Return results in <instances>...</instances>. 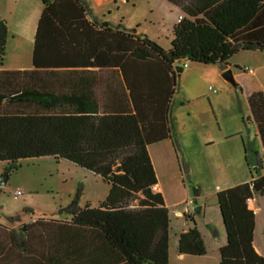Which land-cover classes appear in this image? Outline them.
<instances>
[{
    "label": "trees",
    "instance_id": "trees-1",
    "mask_svg": "<svg viewBox=\"0 0 264 264\" xmlns=\"http://www.w3.org/2000/svg\"><path fill=\"white\" fill-rule=\"evenodd\" d=\"M166 1L183 12L168 50L136 30L101 22L87 0H41L33 69L0 70V163L11 174L23 160H67L100 176L110 192L97 207L73 202L60 210L69 220L8 218L22 224L18 231L0 224V264H169V209L153 190L157 176L148 147L171 139L189 176L169 119L176 67L219 64L225 70L241 51L264 52V0ZM7 40L8 25L0 19V68ZM91 69L119 71L133 109L99 112L89 86L96 82L75 81ZM248 105L264 148L263 93H252ZM241 113L247 128L251 119ZM257 166L264 172V151ZM256 196L264 197V175L217 193L227 238L220 264H264L254 246L256 214L248 206ZM184 217L194 226L180 234L179 255L205 256L195 220Z\"/></svg>",
    "mask_w": 264,
    "mask_h": 264
},
{
    "label": "rangeland",
    "instance_id": "rangeland-1",
    "mask_svg": "<svg viewBox=\"0 0 264 264\" xmlns=\"http://www.w3.org/2000/svg\"><path fill=\"white\" fill-rule=\"evenodd\" d=\"M127 1L119 0L113 5L114 10L119 7L118 12L109 14L108 8L113 0H101V8L109 6L104 16H108L114 24L121 21L128 28L132 27L130 30L159 40L165 47L170 46L173 41L170 26L174 18L171 11H180L165 0ZM16 23L17 31L8 35L6 63L15 57L30 61L27 35L20 34L18 30L20 17L16 18ZM14 35L16 40L12 41ZM239 55L232 59L247 57V54ZM189 65L186 74L178 78V90L169 113L173 138L177 139L184 161L189 166V176L184 175L178 165L172 141L150 148L158 181H162L167 190L164 198L171 221L169 264H219L216 250L220 241L214 233L220 231L223 246L226 233L216 191L243 180L251 181L262 174L257 166L258 156L263 153L257 129L253 124L245 128L241 120V112L250 116L245 88L248 91L251 89L249 81L252 74H248L241 85L237 83L241 91L217 76L219 66L197 69L195 67L198 66ZM232 134L238 135L233 137ZM227 136L232 138L227 139ZM242 137L246 143L245 149ZM237 147L241 149L239 152ZM6 166V163H0V177L6 171ZM196 189H199V196H196ZM17 191H22V195L17 196ZM109 192L110 186L100 176L67 160L58 161L50 157L23 160L18 170L9 174L7 184L0 185V223L17 216L29 219L32 215L36 218L49 216L61 221L69 220L71 214L61 213L60 210L68 208L73 202L81 209L88 205L97 207L105 202ZM190 201L193 204L187 215L195 220L208 253L204 257L185 256L184 261H179L178 244L182 225L187 222L191 228L194 226L184 217ZM203 204L206 206L205 217L194 212L195 207ZM262 206L256 244L264 254V202ZM180 211L182 214L177 217Z\"/></svg>",
    "mask_w": 264,
    "mask_h": 264
},
{
    "label": "crops",
    "instance_id": "crops-1",
    "mask_svg": "<svg viewBox=\"0 0 264 264\" xmlns=\"http://www.w3.org/2000/svg\"><path fill=\"white\" fill-rule=\"evenodd\" d=\"M87 2L89 3L94 15L97 16L101 22H109L113 26L122 25L126 29H129V30L132 29V27L128 28V26L124 25L121 21L118 24H114L108 18V16H104L105 10L109 6H111L108 8L109 14H113V13L118 12L119 7H117L114 10L113 5L117 4L119 2V0H113V2H111L113 4L107 6V8H105V7L101 8V0H87ZM0 3H1L0 4V19H3L7 22L8 35L12 31L13 32L17 31L16 18L20 17V23H18V25H19L18 30H19L20 34H26L27 35L26 36L27 41L30 45L29 46L30 47V56H29L30 61L29 62H26L22 59H19L18 57L17 58L15 57V59L11 60L10 63H6V60H4L3 67L0 68V70H8V71L32 70L33 69L32 53H33V47H34L35 35H36V31H37L38 22H39V19L41 17V13L43 10V4L41 3V0H0ZM127 3H129V0L127 1ZM167 3L170 4L169 2H167ZM170 5H172V4H170ZM175 8H177L180 11V13L179 12L175 13L174 11H171V13H173V15H174V18L172 19L171 26H170L172 28V32H173L174 26L179 22L180 18L183 17V12L181 11V9H179L178 7H175ZM15 40H16V36L14 35L12 37V41H15ZM156 42H158L166 50H168L171 46L170 45L168 47H165L159 42V40H156ZM7 44H8V40H7ZM239 54H247V57H239L238 60L231 58L229 60L228 66L225 70L219 64H217L216 66H219V70L217 71V76L221 78L223 73L226 70L231 69L233 72V75H234V79L236 80L237 83H239L241 85V82L243 81V79H245L248 74H252L251 80L249 81L251 83L252 87L249 91H248V88H245L247 91V101H248L249 96L254 92H262L264 95V52H261L258 50L241 51L238 53V55ZM192 65L198 66V67H195L197 69L207 67V66L199 65V64H192ZM161 66H163L162 63H161ZM213 66H215V65H213ZM189 67H190V65L188 66V68ZM238 67H240L241 69H238ZM185 70L186 69H184L183 72H181L180 75H178V78L180 76L182 77L183 75L186 74ZM248 70H252V72L250 73V72H248ZM89 71H91V72L87 71V72H85L79 76H76L75 81H77V79H82V81H89V82L95 81L96 82V84L93 85V87H92V84H90L89 86H90V90L93 94V98H95L93 106L95 105V107H97L99 109V112L104 113L110 109H114L115 111H118V110L122 111V110L128 109V108L131 110L133 109V101L130 98V91L127 89L126 85L124 84L123 78H122L119 71H116L115 69H101V72L98 71L97 69H91ZM194 71H195V69L192 70V72H194ZM239 84H238L237 88L241 89V86ZM197 87H198V85H196V88ZM245 87H246V85H245ZM241 91H243V90L241 89ZM171 104H172V102H171ZM249 110H250V107H249ZM245 117H247V116H245ZM247 118L251 119V111H250V116ZM252 124L257 129V132H258V135H259V138L261 141V145H262V152H263L264 148H263V144H262V140H261V137L259 134L258 127L251 119L248 127ZM234 135L237 136L238 134H234ZM234 135H233V137H234ZM229 138H232V137H228L227 139H229ZM169 140L171 141V139H165V140L160 141L158 143L152 144L148 147V151H149V154H150V157H151V160H152L155 172H156V176H157V185H156L157 192L161 193L163 195V197L164 196L166 197V191L167 190H166L165 186L163 185L162 181H158L157 168L154 164L153 157H152L153 155H152L150 147L157 145V144H160V143H163L165 141H169ZM242 144H243V148L245 149L246 143H245V140L243 139V137H242ZM237 148H238V152H239L241 149H240V147H237ZM177 161H178V159H177ZM178 165H179V162H178ZM260 171L262 172V174L259 177L264 175V172L262 170H260ZM246 182L247 181L243 180L242 182H239V184L246 183ZM239 184L227 185L226 187H224V189L234 187V186H237ZM224 189H222V190H224ZM219 191H221V189L217 190L216 194ZM260 200H262V201L260 202ZM262 202H264V197L258 196V197H255L253 200H250L248 203V206H249V209L254 211V213L256 214V227H255V232H254V246H255L256 251L261 256H264L263 252L257 247V244H256V232H257L258 218L260 217V215L263 211ZM165 203H166V201H165ZM90 206L95 207L93 205H90ZM166 206H167V203H166ZM199 207L201 208V214L203 215V217H205V214H206V208L205 207L206 206L203 204L202 206H199ZM168 209H169V207H168ZM181 214H182L181 211L178 212L177 217H180ZM43 217H49V216H43ZM40 218H42V217H40ZM21 219H22L23 224H28V223L35 222L39 218H36L32 215V217L29 219H25V218L23 219L22 217H21ZM22 223H10L8 221H5V222L0 223V224L5 226L8 230L18 231V229ZM190 228H191V225L187 222H184V224L182 225V230L180 233L182 234L183 232L188 231ZM224 230H225V228H224ZM218 240L220 242H219L218 248L216 250L217 251L216 256H217V260L219 261V264H220V249L223 247V243L221 241L220 231H218ZM226 242H227V238H226ZM226 242H225V244H226ZM225 244H224V246H225ZM218 253H219V259H218ZM184 257H185L184 255H178V259L180 258L179 261H182V260L184 261L185 260ZM202 257H204V256H202ZM182 258H184V259H182Z\"/></svg>",
    "mask_w": 264,
    "mask_h": 264
},
{
    "label": "water",
    "instance_id": "water-1",
    "mask_svg": "<svg viewBox=\"0 0 264 264\" xmlns=\"http://www.w3.org/2000/svg\"><path fill=\"white\" fill-rule=\"evenodd\" d=\"M244 46H247V47H253V48H257V45L255 44H250V43H245ZM168 55L170 57H172V54L171 53H168ZM175 59H179L178 57H176ZM183 67L182 66H177L176 67V72L180 75L181 72H183ZM222 77L229 83H231L235 88H237L238 84L236 82V80L234 79V75H233V72L231 69H228L226 70ZM8 178H9V172L5 171L4 174L0 177V185L1 186H4L7 184V181H8ZM194 212L199 215L201 214V208L200 207H195L194 209Z\"/></svg>",
    "mask_w": 264,
    "mask_h": 264
},
{
    "label": "built area",
    "instance_id": "built-area-1",
    "mask_svg": "<svg viewBox=\"0 0 264 264\" xmlns=\"http://www.w3.org/2000/svg\"><path fill=\"white\" fill-rule=\"evenodd\" d=\"M186 68H188V65L187 64H185L184 66H183V69H186ZM248 72H252V70H248ZM153 190L155 191V192H157V187L156 186H154L153 187ZM20 195H22V191H17V196H20ZM193 203H192V201H190L189 203H187V207H186V209H185V212H184V214H189L190 213V208H191V205H192Z\"/></svg>",
    "mask_w": 264,
    "mask_h": 264
}]
</instances>
